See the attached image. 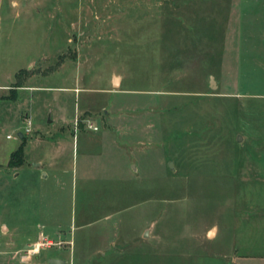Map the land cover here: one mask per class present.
Segmentation results:
<instances>
[{"label": "rangeland", "instance_id": "rangeland-1", "mask_svg": "<svg viewBox=\"0 0 264 264\" xmlns=\"http://www.w3.org/2000/svg\"><path fill=\"white\" fill-rule=\"evenodd\" d=\"M2 83L0 264H264V0H0Z\"/></svg>", "mask_w": 264, "mask_h": 264}, {"label": "crops", "instance_id": "crops-1", "mask_svg": "<svg viewBox=\"0 0 264 264\" xmlns=\"http://www.w3.org/2000/svg\"><path fill=\"white\" fill-rule=\"evenodd\" d=\"M9 84H11V83H9ZM5 85H8V83L0 84V88L1 87L6 88ZM112 85L117 86L114 84V80H112ZM20 88H22V87H17V89H20ZM63 127L64 126L59 127V129L63 128ZM27 129H29V128H25L23 133H21V132L18 133L19 145L21 143L22 137L28 136V134L30 136L31 131H30V129H29V131H26ZM97 130L92 129V131H97ZM95 134H96L95 132H89V135H87L86 133H84L82 131H80V132L76 131L75 135H73V142H72L73 153H75V152L78 153L79 146L83 148L84 153L86 155H90V156L94 155L93 153H91V151L94 152L93 149H96L97 151L100 150L102 152L103 144H104L103 140H102L103 136L102 135L95 136ZM7 138L9 139L11 137L10 136L8 137V135H7ZM34 138L35 139L38 138V135H35ZM91 147H94V148H91ZM25 148H26V145H25ZM25 148H24V159H26ZM72 164H73V160H72ZM54 165H55L54 162H50L46 166L41 161H38L34 164L36 171H34L31 175L33 177L36 176V179L38 180V187L40 186L39 194H40L41 200H43V198L46 199L47 193L42 189V184H44L45 181H48L51 179L52 181L59 182L58 184L63 185L65 183V181H64L65 175H66L67 181H70L71 186L76 181V176H75V173H74L72 168L71 169L69 167L57 168V167H54ZM8 168H10V167H8ZM85 168H87V166H85ZM48 197H49V195H48ZM41 200H40L39 206L37 208V218L34 219L35 223L31 226V227H33V231L28 233L27 235H24L22 240L16 241L14 239V241L16 243L17 242L20 243L24 239L33 238V237L37 238L38 240L43 239L44 241H47L49 243H53L54 239H52V238L57 239L59 236L62 235V231H63L62 229L63 228L61 227L60 221H58L56 218L51 219V217L48 214H46V212H45V206H46L45 203L46 202L44 203V200H43V204H42ZM17 226L18 225L14 224L13 234L16 233L15 231H16ZM1 228H3V227H1ZM48 238H50V239H48Z\"/></svg>", "mask_w": 264, "mask_h": 264}, {"label": "trees", "instance_id": "trees-1", "mask_svg": "<svg viewBox=\"0 0 264 264\" xmlns=\"http://www.w3.org/2000/svg\"><path fill=\"white\" fill-rule=\"evenodd\" d=\"M16 85H19V81L15 82ZM15 90V89H12ZM10 98H15L16 97V92H13V94H10ZM9 98V97H8ZM24 148H25V137H22L20 145L10 154L9 160L7 162L8 167H20L21 165L24 164Z\"/></svg>", "mask_w": 264, "mask_h": 264}, {"label": "water", "instance_id": "water-1", "mask_svg": "<svg viewBox=\"0 0 264 264\" xmlns=\"http://www.w3.org/2000/svg\"><path fill=\"white\" fill-rule=\"evenodd\" d=\"M118 79L114 78V84L117 85ZM210 85L211 87H214V83L212 81V78H210ZM47 264H68L66 260L60 259V258H49L47 261Z\"/></svg>", "mask_w": 264, "mask_h": 264}, {"label": "built area", "instance_id": "built-area-1", "mask_svg": "<svg viewBox=\"0 0 264 264\" xmlns=\"http://www.w3.org/2000/svg\"><path fill=\"white\" fill-rule=\"evenodd\" d=\"M89 128H92L93 130H97L98 128L96 126H93L91 123L88 125ZM26 131H29V129H27ZM9 137V135H8Z\"/></svg>", "mask_w": 264, "mask_h": 264}]
</instances>
